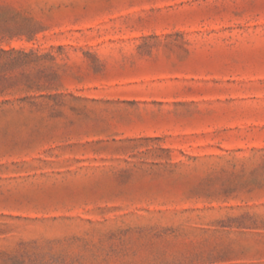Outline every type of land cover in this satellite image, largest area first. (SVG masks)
<instances>
[{"label":"rangeland","instance_id":"obj_1","mask_svg":"<svg viewBox=\"0 0 264 264\" xmlns=\"http://www.w3.org/2000/svg\"><path fill=\"white\" fill-rule=\"evenodd\" d=\"M0 264H264V0H0Z\"/></svg>","mask_w":264,"mask_h":264}]
</instances>
